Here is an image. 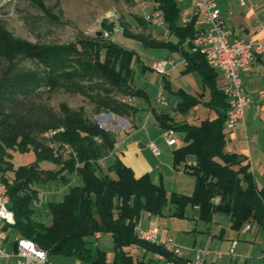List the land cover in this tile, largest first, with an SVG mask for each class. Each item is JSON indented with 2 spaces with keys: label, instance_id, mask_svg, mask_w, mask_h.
Listing matches in <instances>:
<instances>
[{
  "label": "trees",
  "instance_id": "1",
  "mask_svg": "<svg viewBox=\"0 0 264 264\" xmlns=\"http://www.w3.org/2000/svg\"><path fill=\"white\" fill-rule=\"evenodd\" d=\"M152 1L159 3L170 38L124 32L150 46L180 50L188 62L186 70L196 71L211 88L210 105L218 113L214 119L190 123L156 112L161 127L173 128L183 140L173 149L174 166L179 169L189 159L196 162L185 170L195 176L191 194L169 193L162 182L152 181L148 172L137 175L119 158L105 163L115 148V132L101 127L83 108L72 109L64 104L55 108L39 90L44 83L55 85L56 76L63 80L98 77L106 84L99 87L103 92H83L96 104L97 111L104 109L121 116L136 113L138 107L131 99L145 98L147 93L135 83V64L139 60L135 50L106 39L103 32L108 30L80 43L86 44L82 51L74 44L37 46L14 37L0 24V173L14 213V223L7 229L11 227L17 240H34L48 256H75L91 264H145L148 254L161 253L175 263L186 262L162 242L142 239L138 233L142 213L164 215L168 203L176 216H185L188 205L196 206L206 222H212L218 212L226 213L236 230L245 223H264V188H258L245 158L225 151L228 98L216 86L214 67L202 53L191 50L190 40L197 32L195 19L183 26L182 7L177 0ZM138 19L148 23L142 16ZM28 58L37 59L48 71L25 66L23 62ZM74 66L78 69H69ZM62 67L69 70L56 71ZM147 68L152 69L150 65L142 69ZM195 103L194 98L183 94L178 111L185 114ZM56 129L64 130L52 136L45 134ZM65 144L70 146L69 151ZM29 150L35 152L36 161L16 167L13 152ZM44 161L60 167L43 166ZM73 175L78 183L72 181ZM59 180L65 181L69 190L62 200L48 203L45 215H50V220L46 221L40 207L42 186ZM216 196L220 197L217 202L213 200ZM98 233L112 235L111 260L105 250L93 244ZM134 245L144 253L135 250Z\"/></svg>",
  "mask_w": 264,
  "mask_h": 264
},
{
  "label": "rangeland",
  "instance_id": "2",
  "mask_svg": "<svg viewBox=\"0 0 264 264\" xmlns=\"http://www.w3.org/2000/svg\"><path fill=\"white\" fill-rule=\"evenodd\" d=\"M138 16H142L139 11V0H0V24L14 37L29 43L37 46L74 44L77 45L79 51H82L86 44L80 43L94 39L98 30H108L111 34L109 38L136 51L139 60L135 64V83L147 93L145 98L131 99L133 104L138 105L139 130L142 140L144 139L143 142L156 140L159 148H163L164 151L163 156L157 158L147 150L145 158L150 169L148 171L146 167L142 166L139 174L148 172L151 180L156 183L162 182L169 193H185L186 186L192 184L195 177L190 172L177 169L173 162V149L182 145L183 140L178 139L174 146L166 145L162 128L156 114L151 112V107L154 106L158 111L165 109L171 111L166 103L176 105L175 95L181 87L186 86L188 77L186 78L184 74L178 71L181 66L177 67L170 72L168 86H163L161 74L150 68L142 69L145 65L148 66L153 61L170 55L171 49L150 46L140 38L125 33L124 31H129L133 34H144L147 37L163 38L159 28L149 23H143L138 19ZM184 48L187 49L188 45L185 44ZM171 56L175 59L178 58V54ZM23 63L30 69L39 72L48 71L35 58L25 59ZM66 69L62 67L56 71L60 73L69 69L75 70L78 67ZM183 76L185 78H182ZM56 81L55 85L50 86L44 83L39 88L44 99L55 108L58 109L61 104L68 105L72 109L83 108L89 118L97 121L98 124L101 123L100 126L103 122H107L104 128L106 127L113 132H120L131 126L129 120L124 116L125 119H119L114 114L115 116L112 115L113 118H111L110 111L104 109L97 111L96 104L83 93H95L97 90L103 92L102 88L99 89V87L106 85L103 79L98 77L88 79L77 76L63 80L56 76ZM160 92L165 96L166 103L157 102V96ZM116 96L124 98L122 94ZM34 161H36V154L33 150L13 152V162L16 167ZM41 164L52 169L60 167L48 161ZM72 181L78 183L79 179L73 175ZM42 188H44V197L40 207L44 217L48 203L62 200L69 190V186L65 181L59 180L50 181ZM173 210L174 207L168 203L164 208V215L155 217L158 218L161 225L170 228V233L174 236L175 242L186 248L185 246L192 244V235L195 233L193 229L187 231L188 222H191L192 228L194 226L200 228L205 222L200 218L196 206L188 205L185 209V216L173 215ZM46 220H50V215H46ZM222 222L226 227L230 226L227 219H222ZM139 223L143 227L152 224L148 212L142 213ZM154 224L155 222L152 225ZM9 228L11 229V227ZM9 235L11 239L16 237L14 231H10ZM252 235L253 239L248 244L246 253L247 262H245L244 257H237L236 253L233 258L234 264L237 261L238 264H264V228L255 227ZM93 244L105 250L110 260L113 258V238L109 233H103L101 238ZM49 261L52 264H91L75 256L59 254H50Z\"/></svg>",
  "mask_w": 264,
  "mask_h": 264
},
{
  "label": "crops",
  "instance_id": "3",
  "mask_svg": "<svg viewBox=\"0 0 264 264\" xmlns=\"http://www.w3.org/2000/svg\"><path fill=\"white\" fill-rule=\"evenodd\" d=\"M217 2L224 23L226 27L231 30V39H264V0H217ZM173 54H178V58H176L179 59L178 61L185 59L180 50L172 49L171 54L166 57H173L171 56ZM177 67H180L178 71L184 74L186 78L188 77V80L186 81V86L181 87L175 95V99H177L176 105L166 103L171 111L166 109L161 111L155 109L154 111V106H152L151 112L155 114L156 112L168 113L178 122L186 121L190 123H199L204 119L216 118L218 116L217 110L210 105V100L212 98L211 88L204 84L201 76L196 71L186 70V66L183 65L182 62H180L178 66L170 69V72ZM214 70L216 73V86L223 91L225 79L218 69L214 67ZM170 72L168 75L162 76L161 83L163 86H168ZM184 76L182 78H185ZM241 76L248 94L251 97V101L245 108L243 120L239 121L232 129H228L225 125L227 139L225 151L236 152L245 158L246 162L250 165V170L258 188H264V96H260V91L264 92V56H258L251 66L242 69ZM183 94L194 98L196 101L185 114L178 111V104ZM124 117L129 120L131 125L130 129L120 132L114 131L116 138L115 148L112 153L104 159V162L110 163L115 158H119L125 164L132 167L137 175H140L139 171L142 166L146 167L148 171L150 169L145 154L147 150L152 152L148 144L154 140L143 142L144 139L142 140V135L139 130L140 119L138 117V112L124 115ZM163 130L162 128V131ZM176 135L178 139H181L178 134ZM154 142L157 143L156 140ZM166 145L171 146L167 143ZM161 149L160 155H155L153 152L152 154L157 158L163 156L164 151L163 148ZM194 184L195 180L192 184L186 186L185 194H191L193 192ZM149 216L152 224L155 222V224L159 226V232L157 234V240L159 242L165 241L169 236L174 238L170 233V228L160 224L158 218L155 217L157 215L149 214ZM42 218L46 219V215ZM222 219H227L230 226L226 227L223 225ZM204 222L205 224L201 225L200 228L195 226L192 228L191 222H188L187 231L193 229L195 233L192 235L193 239L191 245H187L185 246L186 248H184L179 244L182 247L180 252L181 258L185 259L192 257L194 254V247L196 246H208L211 251L206 257V264H234L233 258L236 256V253L237 257H244L245 262H247L248 256H246V253L248 244H250V241L253 239L252 231L255 227L258 229L264 228V223L262 225L253 223L250 229H245L243 226L242 229L236 230L232 228L229 215L223 212L216 213L212 222ZM152 224L148 227H143L140 226L139 223L138 228L146 230L152 227ZM0 226L5 227L4 224ZM10 231L12 230L8 228L7 238L0 240V247L5 248L6 253L9 254L8 256H0V264H19L18 261L20 257L17 254L16 244L18 236L16 235L14 239H11L9 235ZM102 234L103 233H98L96 235L97 240L101 238ZM234 241L237 242L234 245L233 252H231ZM133 248L139 250L141 254L144 253L143 249L135 245ZM108 260L110 259L108 258ZM168 261L169 260L165 256L161 258L154 254H148L145 257V264H167ZM30 264L42 263L32 261ZM235 264H238V261L235 262Z\"/></svg>",
  "mask_w": 264,
  "mask_h": 264
},
{
  "label": "built area",
  "instance_id": "4",
  "mask_svg": "<svg viewBox=\"0 0 264 264\" xmlns=\"http://www.w3.org/2000/svg\"><path fill=\"white\" fill-rule=\"evenodd\" d=\"M177 1L182 7L180 14L181 25L186 26L194 19L197 25V32L190 40L191 50L202 53L208 62L222 73L225 79L223 91L229 103L226 110L225 125L228 129H232L239 121L243 120L245 108L251 101V97L248 94L241 76V71L251 66L258 56H264V39H231V30L224 23L217 0ZM158 7L159 3L156 1L139 0V11L142 17L152 26L159 28L162 31L163 37L168 39L171 36L170 28L163 12ZM103 35L106 38L111 36L109 31H104ZM180 62L185 66L188 64L186 59L178 61L173 57H164L154 61L151 64V68L162 76H166L169 74L170 69L176 67ZM260 96H264L263 91H260ZM157 102L166 103L165 96L162 92L158 94ZM114 114L119 119H125L123 116L113 112H110V117L113 118L112 115ZM105 125H107V122H103L101 127L104 128ZM129 128H126V130ZM63 130H52L45 134L52 136ZM163 136L166 143L171 146L176 144L178 139L176 131L173 128L164 129ZM148 146L155 155L161 154V149L154 141L149 142ZM64 147L69 151V145L65 144ZM195 164L196 162L194 160L189 159L180 164V169L186 170L190 165ZM0 178H2L1 173ZM6 190L8 189H0V225H5V227L0 226V240L7 238V227L14 223V213L9 206L10 199L6 198ZM41 197H44L43 191L41 192ZM219 198V196H216L213 200L217 202ZM244 227L245 229H250L251 224L245 223ZM158 232V224H154L146 230L138 229L140 238L149 241L159 242L157 240ZM236 242L234 241L231 252H233ZM162 243L175 255H180L182 247L174 241L173 237H167ZM210 251L208 246H196L194 247L192 257L181 260H188V264H206V257ZM17 254L20 257L19 264H30L32 261H37L42 264H52L49 261L47 251L37 247L35 241L28 238H19L17 240ZM8 255L5 248L0 247V256ZM154 255L163 257L161 253H154ZM167 264H180V260L177 263L169 260Z\"/></svg>",
  "mask_w": 264,
  "mask_h": 264
},
{
  "label": "bare ground",
  "instance_id": "5",
  "mask_svg": "<svg viewBox=\"0 0 264 264\" xmlns=\"http://www.w3.org/2000/svg\"><path fill=\"white\" fill-rule=\"evenodd\" d=\"M56 130H58V129H56ZM51 131H52V130H51ZM0 189H8V188H6V186L2 183L1 178H0ZM6 198L9 199V195H8V193H7V190H6ZM35 243H36V242H35ZM36 245H37V247H39L37 243H36ZM39 248H40V247H39ZM40 249H41V248H40ZM180 264H188V260H187L186 262H181Z\"/></svg>",
  "mask_w": 264,
  "mask_h": 264
},
{
  "label": "water",
  "instance_id": "6",
  "mask_svg": "<svg viewBox=\"0 0 264 264\" xmlns=\"http://www.w3.org/2000/svg\"><path fill=\"white\" fill-rule=\"evenodd\" d=\"M96 35L101 36V35H102V31H101V30H98V31L96 32Z\"/></svg>",
  "mask_w": 264,
  "mask_h": 264
}]
</instances>
